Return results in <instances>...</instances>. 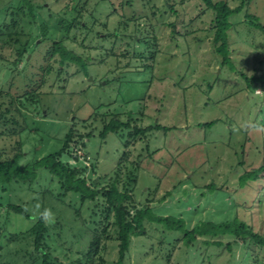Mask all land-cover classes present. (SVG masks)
Returning a JSON list of instances; mask_svg holds the SVG:
<instances>
[{
  "label": "rangeland",
  "instance_id": "1",
  "mask_svg": "<svg viewBox=\"0 0 264 264\" xmlns=\"http://www.w3.org/2000/svg\"><path fill=\"white\" fill-rule=\"evenodd\" d=\"M29 1L35 20L26 9L12 30L31 42L17 68L9 64L18 46L0 42V158L21 149L22 164L41 160L59 152L72 127L74 140L62 160L85 167L97 190L110 189L119 173V189H133L135 202L156 215L182 218L190 229L238 218L264 236V174L240 182L264 165V90L246 81L264 75V0H212L242 7L227 32L233 69L216 51L214 11L201 0H82L83 29L69 34L60 19L76 17L75 0ZM13 6L14 0H0V25L10 22ZM66 35L67 48L88 58L87 75L70 64L57 76L58 57L48 52ZM113 113L130 128L103 139ZM147 127L153 129L145 136H130ZM133 170L138 178L129 186ZM104 205L100 196L82 202L66 193L43 169L33 183L0 187V264H42L29 257L31 241L10 238L30 230L44 209L52 213L43 242L51 261L85 264L95 232L102 242L92 264H116L118 235ZM145 230L133 238L125 264H264V249L254 243L223 237L215 239L224 245L217 247L199 238L187 246L182 234L147 221Z\"/></svg>",
  "mask_w": 264,
  "mask_h": 264
},
{
  "label": "trees",
  "instance_id": "2",
  "mask_svg": "<svg viewBox=\"0 0 264 264\" xmlns=\"http://www.w3.org/2000/svg\"><path fill=\"white\" fill-rule=\"evenodd\" d=\"M14 1L15 6L10 7L7 10L9 12V17H11L10 22L8 24L4 22L2 25H0V42L6 45L15 44L18 46L14 55L15 61L9 64V67L13 66L14 68H17L21 63L23 57L27 54L31 42L29 40L21 42L19 38L21 35L19 33H13L12 30L17 27L16 18L18 17V15L20 16L21 13L24 12V10L26 12V9L28 13L27 15L35 20L36 9L29 0ZM201 1L207 6L208 9L214 11L215 18L212 23V27L215 30L214 42L215 44H219L216 48V51L218 54L224 57V64L229 65L230 68L233 69L232 65H230L229 60L227 32L231 28V23L229 21L230 17L239 14L242 10V7L231 9L226 2L214 3L212 0ZM75 2L76 5L79 6V8L74 7L73 9L76 13V17L72 20H66L63 17L60 19L61 25H65V28L67 29L66 32L68 34L73 28L83 29L82 23L80 21V16L82 14L84 5H80L82 0H75ZM85 2H87V0ZM253 20H256V18L253 17ZM251 24L254 25V27H256L257 29L263 30V27L259 23ZM11 36L15 37V39L12 41H8V37ZM66 40H68L67 35L62 37L60 41L54 42L50 51L48 52L50 56L58 57L59 67L57 69V76H59L60 73L63 72V69L70 64L76 65L79 68V72H83L87 75L88 58L85 59L81 55H78L74 51L68 49L65 45ZM153 56L150 58V60H153ZM46 72L50 73L51 71L47 69ZM246 81L248 82V85L250 87L258 83L260 85V88L264 90V75L257 79L246 78ZM25 99H27L26 102L28 104H33L31 98H27L26 96ZM5 112L6 114L8 113V111ZM113 114L114 117L108 124H105L102 129L101 137L103 139H105L110 133H115L117 131H120L121 129L130 128V122L124 123L119 120L118 114ZM4 120L5 125L8 126L9 119L5 118ZM10 123L20 125L13 118ZM155 128L159 129L158 126ZM152 129V127H147L144 129L134 128V130L130 132V136H145L146 133ZM22 130H24V128ZM74 135V129L71 127L64 139L63 146L59 150V152L51 154L41 160L35 158L26 164H22L25 153L22 152L21 149H19V151L16 152L11 158H0V187L3 190H6V188H10L13 183H33L38 178L39 171L43 169L59 181V183L61 184V188L66 193H72L79 196L82 202L88 200L95 201L99 196L104 198V212L106 213L105 220L106 222L109 221L111 214H113L112 226L115 228L118 235L119 250L118 260L116 264H125L127 255L129 254L133 244V238L142 237L145 235L146 221L162 227V229L166 232L182 234L183 241L187 246L195 245V242H197L199 238H206L208 239L204 242L206 246L213 245L217 247H223V242L215 241V239L229 237L235 239V241H241L244 245L254 243L258 247L264 249V236L255 232L250 226H248L245 222L239 220L238 218L230 221H223L221 223H214L209 221L203 222L190 229L187 227L185 220L182 218L156 215L151 210V207H149V205H140L135 202L133 197V189L125 188L124 191H121L119 189L117 178L119 177V173L114 179L113 184L110 186V189L97 190V186L89 184L88 179L85 177V167L80 168L76 165H71L68 160L65 162L62 160V156L69 153L70 144L74 140ZM88 137L89 135H87V138ZM80 138L83 139L82 136H80ZM125 146L128 147L129 143L127 142ZM34 150L35 152H37L36 149ZM123 156L125 157L126 153H124ZM135 170L128 173L127 181H129V186H132V184H135L137 182L138 176L136 175ZM120 171L121 169L118 170V172ZM261 174H264V165H262L257 170H252L251 172L245 173L240 178L241 186H244L249 181H256ZM7 207L10 211L23 215L24 217L30 219V215L20 206L9 204ZM76 214L78 215L79 213L76 212ZM107 228L108 226L104 227V233L107 231ZM47 232L48 228L46 223L43 222L41 218H39V220L30 230L20 233L19 235H13L10 238V241H31L34 247V252L30 255L26 252L29 255L30 259H34L33 257L36 256L37 258H40L42 260V264H61L57 261H51L49 248L48 246L43 245V242L46 241L45 238ZM101 242L102 236L93 232L87 252L85 254V264H92V259H94V257H96L100 252ZM231 247L232 245L228 243V250H231ZM169 260L170 255L168 257V261Z\"/></svg>",
  "mask_w": 264,
  "mask_h": 264
},
{
  "label": "clouds",
  "instance_id": "3",
  "mask_svg": "<svg viewBox=\"0 0 264 264\" xmlns=\"http://www.w3.org/2000/svg\"><path fill=\"white\" fill-rule=\"evenodd\" d=\"M257 127H261V126H257ZM52 216V213L50 212V210L48 209H44L41 213H40V218L43 222L45 223H49L50 222V218Z\"/></svg>",
  "mask_w": 264,
  "mask_h": 264
}]
</instances>
